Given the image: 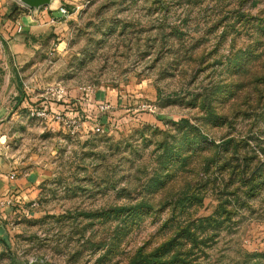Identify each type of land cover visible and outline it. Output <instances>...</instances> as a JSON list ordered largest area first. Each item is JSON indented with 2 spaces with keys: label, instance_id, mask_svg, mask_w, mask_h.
<instances>
[{
  "label": "rangeland",
  "instance_id": "rangeland-1",
  "mask_svg": "<svg viewBox=\"0 0 264 264\" xmlns=\"http://www.w3.org/2000/svg\"><path fill=\"white\" fill-rule=\"evenodd\" d=\"M72 1L17 66L0 264H264V0Z\"/></svg>",
  "mask_w": 264,
  "mask_h": 264
},
{
  "label": "crops",
  "instance_id": "crops-1",
  "mask_svg": "<svg viewBox=\"0 0 264 264\" xmlns=\"http://www.w3.org/2000/svg\"><path fill=\"white\" fill-rule=\"evenodd\" d=\"M73 3L72 0H56L52 6L26 7L14 19L0 16V224L12 210L8 201L19 205L34 196L33 185L8 158L2 145L5 128L18 109L12 101L21 92L17 66L33 62L48 49L55 38L53 34H57L59 24L66 18L58 7L63 5L70 9ZM18 22L22 25L20 31Z\"/></svg>",
  "mask_w": 264,
  "mask_h": 264
},
{
  "label": "water",
  "instance_id": "water-1",
  "mask_svg": "<svg viewBox=\"0 0 264 264\" xmlns=\"http://www.w3.org/2000/svg\"><path fill=\"white\" fill-rule=\"evenodd\" d=\"M29 8H39L44 5L52 6L56 0H21Z\"/></svg>",
  "mask_w": 264,
  "mask_h": 264
},
{
  "label": "built area",
  "instance_id": "built-area-1",
  "mask_svg": "<svg viewBox=\"0 0 264 264\" xmlns=\"http://www.w3.org/2000/svg\"><path fill=\"white\" fill-rule=\"evenodd\" d=\"M58 9H59V11H60V13H61V15L63 16V17H67L68 16V14H69V9L67 8V7H65V6H63V5H60L59 7H58ZM22 29V25H21V23H17V30L18 31H20ZM99 108L100 109H103V108H106L105 107V105H100L99 106ZM13 174L11 175V177L13 178ZM9 203H11V201H8V204Z\"/></svg>",
  "mask_w": 264,
  "mask_h": 264
},
{
  "label": "trees",
  "instance_id": "trees-1",
  "mask_svg": "<svg viewBox=\"0 0 264 264\" xmlns=\"http://www.w3.org/2000/svg\"><path fill=\"white\" fill-rule=\"evenodd\" d=\"M26 9V8H25ZM24 10V9H23Z\"/></svg>",
  "mask_w": 264,
  "mask_h": 264
}]
</instances>
